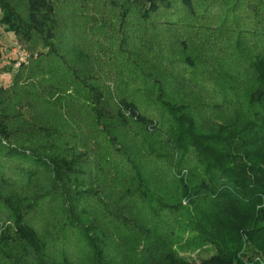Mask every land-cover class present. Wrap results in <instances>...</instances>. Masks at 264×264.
I'll return each instance as SVG.
<instances>
[{"label": "trees", "instance_id": "obj_1", "mask_svg": "<svg viewBox=\"0 0 264 264\" xmlns=\"http://www.w3.org/2000/svg\"><path fill=\"white\" fill-rule=\"evenodd\" d=\"M0 28L29 55L0 61V264H264V0H0Z\"/></svg>", "mask_w": 264, "mask_h": 264}, {"label": "built area", "instance_id": "obj_2", "mask_svg": "<svg viewBox=\"0 0 264 264\" xmlns=\"http://www.w3.org/2000/svg\"><path fill=\"white\" fill-rule=\"evenodd\" d=\"M0 56H2L5 64H10L14 69H18L21 65L27 64L29 57L28 53L20 45H18L15 40L8 45L0 41ZM8 78H11L8 72L0 73V80H6Z\"/></svg>", "mask_w": 264, "mask_h": 264}, {"label": "rangeland", "instance_id": "obj_3", "mask_svg": "<svg viewBox=\"0 0 264 264\" xmlns=\"http://www.w3.org/2000/svg\"><path fill=\"white\" fill-rule=\"evenodd\" d=\"M214 27V26H213ZM12 35H10V33L9 34H7V32H4L3 30H2V28H0V41L2 42V43H4V44H6V45H8L9 43H11L12 41H14L13 40V36L11 37ZM18 44V43H17ZM19 45V44H18ZM0 61H2V63H4V61H3V59H2V56H0ZM0 66H2L1 64H0ZM11 80V78H8V79H1L0 80V84H3V85H5V84H8L9 83V81ZM210 253H211V251L210 252H207V251H205V252H200V251H198V250H194V251H187V252H183V253H181L180 254V256L181 257H184V258H186V259H191V260H193V261H195V262H200V261H202L203 259H205V258H207L209 255H210ZM254 257H257L256 255H254ZM253 257V258H254Z\"/></svg>", "mask_w": 264, "mask_h": 264}]
</instances>
